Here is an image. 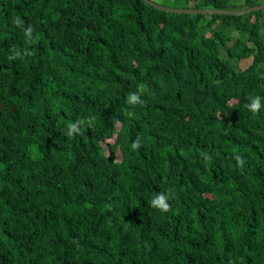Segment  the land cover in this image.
Listing matches in <instances>:
<instances>
[{"label": "trees", "instance_id": "1", "mask_svg": "<svg viewBox=\"0 0 264 264\" xmlns=\"http://www.w3.org/2000/svg\"><path fill=\"white\" fill-rule=\"evenodd\" d=\"M0 264H264V11L0 0Z\"/></svg>", "mask_w": 264, "mask_h": 264}, {"label": "clouds", "instance_id": "2", "mask_svg": "<svg viewBox=\"0 0 264 264\" xmlns=\"http://www.w3.org/2000/svg\"><path fill=\"white\" fill-rule=\"evenodd\" d=\"M13 23L17 27H24V22L19 18L16 17ZM33 27L31 25H28L27 27H24V35L27 38H31L32 33H33ZM24 55H31V53L25 52ZM23 59V56L20 55V52L13 49V55L11 56V59ZM140 91H143V85L139 86ZM250 100V103L245 105V108H247L250 112H252L254 115L257 114L262 107L261 105V97L260 96H255V97H248ZM129 105H136V104H143L144 101L140 99V95L137 93H132L128 96L127 101ZM91 125V120H76L74 122L68 123L66 127V132L65 135L68 137H72L75 134H82V129L85 126H90ZM132 149H138L140 147V140L137 138L136 141H134L131 145ZM203 155V153H202ZM204 159H210L209 156L205 155ZM234 159L237 162V165L239 167H243L245 161L241 159L240 155H234ZM170 199L169 194H164V193H158L156 194L151 200H150V206L160 212L167 213L170 211V204L168 203V200Z\"/></svg>", "mask_w": 264, "mask_h": 264}, {"label": "water", "instance_id": "3", "mask_svg": "<svg viewBox=\"0 0 264 264\" xmlns=\"http://www.w3.org/2000/svg\"><path fill=\"white\" fill-rule=\"evenodd\" d=\"M149 5L170 13H177V14H203V15H229V16H240L254 11H264V5L251 7L245 10H220V9H179V8H172L168 6H163L160 4L155 3L153 0H144Z\"/></svg>", "mask_w": 264, "mask_h": 264}, {"label": "rangeland", "instance_id": "4", "mask_svg": "<svg viewBox=\"0 0 264 264\" xmlns=\"http://www.w3.org/2000/svg\"><path fill=\"white\" fill-rule=\"evenodd\" d=\"M165 2H168V3H171L170 2V0H164ZM237 1V0H236ZM239 1V0H238ZM260 1H262V0H260ZM262 5H264V4H262ZM258 6H260V5H258ZM255 7V6H254ZM172 8H174V7H172ZM177 8V7H176ZM179 9H187V8H179ZM254 12H256V11H254ZM245 66V65H244Z\"/></svg>", "mask_w": 264, "mask_h": 264}]
</instances>
